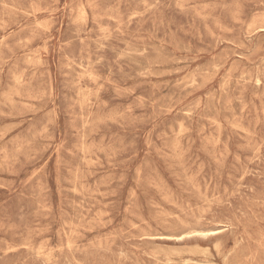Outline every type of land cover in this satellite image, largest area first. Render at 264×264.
I'll list each match as a JSON object with an SVG mask.
<instances>
[{"label": "rangeland", "instance_id": "rangeland-1", "mask_svg": "<svg viewBox=\"0 0 264 264\" xmlns=\"http://www.w3.org/2000/svg\"><path fill=\"white\" fill-rule=\"evenodd\" d=\"M0 264H264V0H0Z\"/></svg>", "mask_w": 264, "mask_h": 264}, {"label": "bare ground", "instance_id": "bare-ground-1", "mask_svg": "<svg viewBox=\"0 0 264 264\" xmlns=\"http://www.w3.org/2000/svg\"><path fill=\"white\" fill-rule=\"evenodd\" d=\"M136 15V14H135ZM137 16V15H136ZM114 31V30H113ZM123 59V58H122ZM81 68V67H80ZM91 75V74H90ZM217 75V74H216ZM17 154V153H16Z\"/></svg>", "mask_w": 264, "mask_h": 264}]
</instances>
